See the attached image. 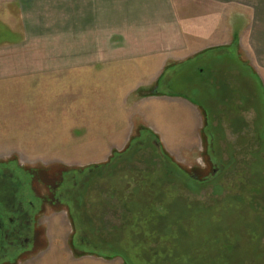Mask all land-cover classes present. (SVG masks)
Listing matches in <instances>:
<instances>
[{
  "label": "rangeland",
  "instance_id": "374dc122",
  "mask_svg": "<svg viewBox=\"0 0 264 264\" xmlns=\"http://www.w3.org/2000/svg\"><path fill=\"white\" fill-rule=\"evenodd\" d=\"M236 4L239 9L234 16L242 24L256 22L251 18L255 15V34H233L232 53L218 59L250 58L256 84L252 81L248 91V83L237 81L238 75L228 78V99L209 115V129L206 125L200 131L202 144L193 134L190 144H174L175 153L168 152L137 118L121 149L101 145L109 157L80 156L82 150L72 142L73 131L68 129L72 113L64 114L63 133L67 134L60 138L58 115L50 110L56 95L51 89L54 82H47L51 91L46 96L35 91L41 83L34 81L25 88L14 79L0 80V167L12 170L18 188L15 206L23 200L29 214V225L20 234L28 242L2 252L0 264H68L61 257L67 252L75 260L111 257L112 264H264V0ZM73 7L72 0L1 1L0 57L44 59L42 64L51 58L53 65L41 68L56 76L63 73L65 87L72 85L74 73L88 75L93 69L103 76L106 66L97 63L107 56L105 27L114 26L107 23L113 19L104 14L89 19L86 4L81 7L84 16L79 17ZM73 36L80 37V49H73ZM90 57L96 65L81 67L80 72L74 69V58L84 63ZM200 59L176 75L165 72L155 84L158 90L152 85L143 91L138 87L141 82L126 84L138 85L136 97L162 91L202 102L195 94L201 87L196 69L208 58ZM118 66L109 64L111 71ZM217 67L212 70H233L232 65ZM238 82L245 88L238 93L241 97ZM71 92L66 91L68 106L73 101ZM173 110H158L157 116L169 120ZM177 116L178 120L185 117L179 112ZM94 117L102 119L101 113ZM239 123L245 130L237 128ZM28 124L40 128L27 131ZM186 129L177 128L172 135L167 129L161 131L166 134L162 137H175Z\"/></svg>",
  "mask_w": 264,
  "mask_h": 264
},
{
  "label": "crops",
  "instance_id": "0c3cea01",
  "mask_svg": "<svg viewBox=\"0 0 264 264\" xmlns=\"http://www.w3.org/2000/svg\"><path fill=\"white\" fill-rule=\"evenodd\" d=\"M60 1L64 3L69 0ZM72 1L74 15L83 17L84 12L81 7L86 4L89 8L87 15L89 19L102 14L107 19H113V21L107 23L112 22L111 25L114 24V26L109 28L106 25L105 27L106 36L103 48L106 50L107 56L104 60H101L102 63H97L91 57L85 59L84 63L79 61L80 58L73 59V67L78 69V72L82 71L81 67H93L96 63L97 65L105 64L104 75L95 74L93 69L89 70L88 75L74 73L72 85L65 87L63 73L56 76L59 74H53L49 70L41 68L42 65H53L50 61L54 60L51 58L50 61H47V64H42L44 59L0 57V77H5L0 78V80L14 79L19 82L20 87L24 84L25 88L33 84L34 81L35 83H41L38 87H35L37 88L35 91L39 89L40 93L46 94V96L51 91L50 86H47V82H54L51 89L54 88L56 95L52 101L54 107L50 110L58 115L56 120L61 130L60 138H64L67 134L63 133L65 129V125H63L64 114L72 113V126L68 129L73 131L71 135L72 142L82 150L80 156L109 157L110 154L105 152V148L117 149L119 147L121 149L125 146L132 135V131L136 128L135 121L137 118L141 120L146 129L160 138L162 146L166 150L168 149L170 153H175L174 144L176 146L190 144L192 139L195 138L193 134L199 138L198 141L202 144L200 131L206 125L209 129V125H211L208 120L209 115L215 107L225 106L228 99L226 90L231 84L230 80L227 79L230 77L234 79L238 75L239 77H236L238 78L237 81L243 80L248 83V91H250L251 82L255 83L253 74H255L254 69L256 68L250 58L238 57L237 60L231 59V61L227 59L229 61H223L226 65L218 59L222 57L219 55H229L231 52L230 41L233 34L238 36L244 33L255 34L253 29L258 22L255 15L251 18L256 22L251 23L252 21H250L248 25L242 24L240 22L241 18L234 16L239 9L236 3H242L245 0ZM251 10V13H253V8ZM97 11L100 12L99 15ZM78 32L80 33V28ZM72 33L78 35L75 30ZM72 40V43H74L73 49H80L78 45L80 44V37L73 36ZM241 42L242 40L238 44ZM232 47L234 46L232 45ZM204 57L208 59L205 63H201V69H196L197 76L200 78L199 81L201 80L200 92L195 91L202 102L195 103L189 96L184 94H170L162 91H157L158 94L154 92L142 97L135 96L138 87L141 86L145 91L153 85L154 90H158L155 84L161 80L160 77L165 72L168 73L167 76L176 75L177 72H183L182 70L179 71L180 68H187L194 61ZM228 57L230 58V56ZM113 62L119 65L118 70H110L109 64ZM228 65L233 66L232 71L222 70L219 73L212 70L216 66H218L217 69L219 67L227 69ZM166 67L169 68L167 71H165ZM123 72L125 73L123 74ZM112 81H115L117 85H112ZM136 82H141V84L133 87L127 86L129 83L134 84ZM238 83V88L234 86L230 88L232 90L236 88L237 95L241 97L238 93L242 89L245 90V88L241 87L240 82ZM253 86L256 88L254 84ZM67 90L72 91L73 101L71 106H68L69 103L66 102V99H70L66 98L68 97L66 96ZM130 98L133 100L131 105ZM243 105L246 109L250 107L246 101ZM166 108L174 109L169 114V120H167V116H157L158 110ZM45 111H49V108H46ZM32 112L31 109L30 113ZM178 112L185 115L183 120H178ZM100 113L101 120L94 117L100 115ZM59 115H61V119ZM108 116L109 118H107ZM180 117L182 116L180 115ZM162 120L169 122L167 126L160 124ZM181 127L187 128V132L186 130L183 133L181 131V134L170 137L171 139L168 136L167 138L162 137V135H166L162 133L164 130L168 129L172 135L175 129L179 128L181 130ZM24 128L29 131L30 129L40 128V125L28 124ZM237 128L240 131L245 130L242 123H239ZM189 129L190 131H188ZM26 134L28 135V133ZM237 134H239V131ZM101 145H105L104 150L99 148ZM247 154L256 157L253 152ZM67 254L65 253V256L61 257L64 259L63 262L68 264H81L83 260L87 262L92 260L93 264L98 261L102 264H112L113 261L111 257L107 256L80 257L75 260L72 255H69L71 253L67 252ZM50 257L54 256L47 255L46 258Z\"/></svg>",
  "mask_w": 264,
  "mask_h": 264
},
{
  "label": "flooded vegetation",
  "instance_id": "af4514ba",
  "mask_svg": "<svg viewBox=\"0 0 264 264\" xmlns=\"http://www.w3.org/2000/svg\"><path fill=\"white\" fill-rule=\"evenodd\" d=\"M12 177L11 169L0 167V254L6 251L12 252V247L28 242L27 238L22 240L20 234L25 229L24 226L29 225L27 221L29 214L22 206L23 195L21 193H19V197L22 202L20 201L15 206V200L18 199V188L16 178ZM27 205L31 209L35 208L30 201L27 202ZM33 237L35 241L37 235H33Z\"/></svg>",
  "mask_w": 264,
  "mask_h": 264
}]
</instances>
